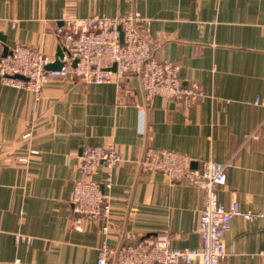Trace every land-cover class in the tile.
Segmentation results:
<instances>
[{
    "label": "crops",
    "instance_id": "1",
    "mask_svg": "<svg viewBox=\"0 0 264 264\" xmlns=\"http://www.w3.org/2000/svg\"><path fill=\"white\" fill-rule=\"evenodd\" d=\"M129 13L150 20L155 57L179 64L181 78L199 82L205 96L190 106L157 96L149 105L137 75L93 83L71 74L53 78L36 101L0 77V264H97L105 242L161 233L174 247L197 248L203 189L144 172L147 146L186 153L197 169L233 160L220 201L264 213V104L255 103L264 92V0H0V56L22 43L64 64L56 34L64 17ZM105 144L123 156L107 191L111 212L77 231V159L84 146ZM105 175L101 168L95 178ZM224 241L221 264H264V217L234 216Z\"/></svg>",
    "mask_w": 264,
    "mask_h": 264
},
{
    "label": "built area",
    "instance_id": "2",
    "mask_svg": "<svg viewBox=\"0 0 264 264\" xmlns=\"http://www.w3.org/2000/svg\"><path fill=\"white\" fill-rule=\"evenodd\" d=\"M63 19L65 23L56 31L66 54L63 66L48 69L49 61L41 47L16 43L6 55L0 56L3 83L32 91L38 101L53 78L73 74L82 82L104 83L137 75L149 105L157 96L187 106L205 96L199 82H185L181 78L179 64L155 57L150 20L138 13ZM114 64L116 70L112 68ZM255 103L264 104V92L257 95ZM30 135L31 132H26L23 137ZM28 160V157L19 158L23 163ZM121 161L123 156L115 144L82 148L77 159L80 176L70 196L75 230L83 231L89 221H107L111 212L107 191L112 187L113 170ZM192 164V158L186 153L153 146H147L140 159L144 172H160L169 181L187 182L203 189L202 209L192 228L200 235V245L190 250L174 247L167 233L142 236L116 245L105 242L98 248L97 264H221L227 255L224 237L231 228L232 218L236 215L264 217V213L243 211L236 198L229 207L220 201L218 189L226 184L227 169L233 160H204L202 169ZM101 168L106 170V175L98 180L95 174ZM101 229L108 232V223ZM16 240L31 243L33 238L17 233Z\"/></svg>",
    "mask_w": 264,
    "mask_h": 264
},
{
    "label": "water",
    "instance_id": "3",
    "mask_svg": "<svg viewBox=\"0 0 264 264\" xmlns=\"http://www.w3.org/2000/svg\"><path fill=\"white\" fill-rule=\"evenodd\" d=\"M8 52H9V48H6L3 55H6ZM60 55L61 57H63V54H60ZM62 66H63V63L58 61L53 64H48L47 68L48 69H58V68H61ZM112 68L116 70V64H114ZM18 77L22 78V76H18Z\"/></svg>",
    "mask_w": 264,
    "mask_h": 264
}]
</instances>
